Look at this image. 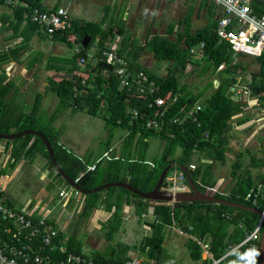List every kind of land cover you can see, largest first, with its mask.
<instances>
[{
    "label": "crops",
    "instance_id": "crops-1",
    "mask_svg": "<svg viewBox=\"0 0 264 264\" xmlns=\"http://www.w3.org/2000/svg\"><path fill=\"white\" fill-rule=\"evenodd\" d=\"M32 2L42 11L66 9L73 30L69 35L49 37L30 23L24 10L0 3V135L15 137L13 141L0 140V193L12 208L27 210L35 220L48 217L75 254L116 260L139 259L142 264H213L216 261L212 253L214 232L220 233V243L222 240L236 242L243 235L237 230V227L244 229L243 224H235L238 211L225 210L222 212L225 220H215L216 203L196 202L202 205L199 213H210L205 219L211 231L200 238L201 230L195 229L196 235L191 237L175 224L165 227L161 251L151 254L146 245L154 237L150 226L157 221L151 207L143 212L145 208L139 200L116 186L98 192L96 205L91 207L89 197L75 196L76 190L56 168L51 169L44 156L31 153L39 138L28 133H39L86 167L97 165V181L103 183L111 179L97 187L109 183L131 186L134 182L139 187L137 190L151 192L156 185L149 176L155 169L156 159L150 154V140L161 143L162 154L166 143L156 137L142 140L138 135L133 138L128 129L108 126L104 118L108 113L107 103L101 105L97 115H92L84 97L79 105L73 101V97H77L74 88L81 89L85 82L92 81L89 75L104 62L100 42L105 33V49L115 47L135 73L144 71L157 79H165L179 68L180 65L172 61L174 51L168 50L166 45L176 47L181 58L187 59L184 70L179 68L177 77L182 78V82L195 81L198 87L191 88L193 94L201 101L206 99L219 87L216 75L224 65L216 71L215 79L212 71L204 74L207 63L202 56L196 55L201 45L216 34L220 21L225 18L224 10L208 0ZM95 33L91 40L90 36ZM85 38L89 39L85 49L88 64L81 68L79 62ZM78 46L79 54L76 53ZM235 57L237 62L244 63V75L248 80L259 73L256 59L243 55ZM206 75L212 78V86L209 85L211 79L206 81ZM79 94H83L82 90ZM236 103L242 112L234 116L230 133L221 139L220 156L204 158L207 175L204 183L198 180L196 184L239 195L247 194L250 188L263 186L261 190H264V107L253 103L251 98L239 97ZM107 153L112 160L103 159ZM64 160L63 165L69 168ZM58 165L61 168V164ZM63 170L67 174L66 169ZM172 174L181 175L178 171L169 175ZM61 190L67 193L63 198L59 196ZM223 214H231L234 219ZM189 222L193 225L191 229L194 224L198 226L195 220ZM114 223L119 226L115 228ZM102 225L111 229L102 231ZM119 230L120 237L113 242L112 233ZM198 241L209 245V252ZM256 248V264H259V245ZM242 250L235 252L238 254L233 264L245 261Z\"/></svg>",
    "mask_w": 264,
    "mask_h": 264
},
{
    "label": "trees",
    "instance_id": "trees-1",
    "mask_svg": "<svg viewBox=\"0 0 264 264\" xmlns=\"http://www.w3.org/2000/svg\"><path fill=\"white\" fill-rule=\"evenodd\" d=\"M25 1L37 7L32 0ZM252 8L256 14H264V3L261 0H254L252 2ZM93 29L98 32L97 28ZM104 34L105 33H102L103 41L100 42L102 50H105L106 46L104 42V36L106 35ZM94 36H96V33L90 36L91 40H93ZM203 45L205 48L204 55L202 57L207 63V67L204 69V74H208L212 71V77L215 78L216 71L220 68V66L224 65V67L216 75V78L220 83L219 87H217V89L213 91L209 97H206V99L202 101L199 96L194 95L192 92L191 88L196 89L198 87L195 81L187 85L183 84L182 78L177 77V73H179L181 69L184 70L187 59L181 58L182 56L177 51L176 47L169 45H166L168 50L174 51L172 61H176L177 65L179 64L180 66H178L181 69L177 68L173 73L170 72L169 76L165 79L153 78L149 74L158 85L159 92L155 95H141L135 90H128L126 88L121 89V80L117 78L114 71H106L99 67L95 68L94 73L89 75L88 78H91L92 81L88 80V82H85V87L81 86V89H79L78 86H76L74 88L73 92L77 93V97H73V101H76L79 105L80 102H83L81 97H84L88 107L91 109L89 112L92 115H97V110H100L101 105L107 103L108 113L104 116V118L108 126L128 129L131 131L133 138L138 135L141 136L140 138L142 140L156 137L160 141L166 143V149L156 161L155 169L152 171V175L149 176L154 186L157 185L160 175H162L167 168L174 167L171 173L178 171L183 176H186L180 170L186 169L195 188L201 191L198 188L196 181L200 180L204 183L203 179L207 175L205 171L206 161L204 158L212 155L220 156L218 152L222 142L221 139L230 133L234 116L242 112L240 109L241 106L236 103L238 98H235V94L232 91L240 80L246 88L250 90L251 101L253 103L261 104L264 107V56L260 59H256V62L259 65V73L257 75H253L248 80V78L244 75L246 71L244 63L237 62L235 57L236 54L231 50L228 42L223 41L220 43L217 34H215L211 39L206 40ZM86 50L82 48V54L80 55L81 59H87L85 56ZM198 56L201 55L197 54L196 57ZM103 72H106V75ZM80 79H83V77H80ZM195 79L205 80V78ZM210 79L211 82H209V85L212 86V78H206V81H209ZM81 83H83V81H80V84ZM189 88L190 93H188ZM80 90L83 92L81 95L79 94ZM168 95H170L171 98L167 102L163 118L160 117V114L163 113V109L156 108L155 105H149L154 101L155 97L165 98ZM196 105L201 106V110L196 114V122H193L192 118L185 119L184 122L182 121L177 124L173 122L176 117L183 118V116ZM136 109H138L143 116L137 119H132L131 111ZM151 118L160 120V130L156 131V129H146V123ZM205 135H207V139H205ZM171 136H174L175 139H171ZM37 143L38 145L31 149V153L35 156H44L50 162L51 169L55 170V166L50 160L45 143L40 139L37 140ZM51 144L55 153L56 162L61 164V168L66 169V172L71 180H77L80 174L87 171V167L85 165L75 159H72L68 153L55 147L53 143ZM37 147H39V151L36 152ZM179 150L181 153H178ZM63 159H65L64 161L69 165V168L63 165ZM192 165L196 167L195 172H191L189 169V166ZM96 174L97 171L86 173L78 180L77 184L84 190H92L111 180L107 179L103 183L98 182L95 177ZM119 179L120 178H115L114 180ZM130 185L136 189L139 188L134 182H131ZM165 189L166 181H164L162 186V190ZM124 191L139 200L141 207L145 208L143 212H148V207H151V209H153V215L157 218V221L150 226L154 232V237L150 239L146 245V248L150 250L151 254L161 251L165 227L173 226L175 224L191 237H195V229L201 230L200 238H203L205 233L211 231L212 229L211 226L207 224L205 219V216L209 217L208 214L210 213L206 211V214L203 215L198 212V208L202 206L200 203H195L194 205L178 203L175 207H171L163 203L156 204L139 199L135 194H132L125 189ZM250 191L252 192L250 193ZM87 196L89 197V205L91 207H95L98 193ZM219 197L244 204L247 207L256 208L260 211L264 210V190H260L258 192V188H250L247 194L239 193V195H235L233 193ZM0 198L6 207L12 208L2 193H0ZM254 200H257L258 206L253 204ZM214 206H217V215L215 216V220H225V218L222 217V212L225 210L238 211L239 214L235 218V224L239 226L242 223L245 227L244 229L237 227V230H240L243 235L236 242L231 240L226 243L225 240H222V243H220V233L214 232L212 253L214 258L219 260L226 255V252H228L229 249L236 247L237 244H241L247 239V236L257 228L260 222V216L256 213L245 211L244 209H238L222 204H215ZM212 211L214 212L215 210L213 209ZM32 218L35 220L34 217ZM190 220L197 221L198 226L194 224V228L191 229L193 225L189 222ZM0 223L5 224L6 222H3L0 217ZM222 239L225 238L223 237ZM195 246L196 249L199 250V247H197V245ZM242 248V252H244L245 257V261H243L242 264H256V246L249 245L247 248L246 246ZM200 253L201 252L199 251L197 255ZM237 254L238 252L233 253L229 257L223 259L220 263L233 264L237 260ZM92 258H94L95 262L104 264H120L128 261V259L116 260L113 257L105 258L92 256Z\"/></svg>",
    "mask_w": 264,
    "mask_h": 264
},
{
    "label": "built area",
    "instance_id": "built-area-1",
    "mask_svg": "<svg viewBox=\"0 0 264 264\" xmlns=\"http://www.w3.org/2000/svg\"><path fill=\"white\" fill-rule=\"evenodd\" d=\"M212 4L224 10L225 18L220 21L216 31L217 37L221 42L225 41L230 44L231 50L236 55H243L254 59H260L264 56V14H256L252 8L251 0H208ZM0 3L12 6L25 11L31 24L38 27L43 33L49 37L55 34H70L73 30V23L69 14L64 8H56L49 11H41L37 7L31 5L24 0H0ZM80 46L76 47V53L79 54ZM204 45H201L200 54L204 55ZM103 61L113 68L117 78L121 80L122 89L135 90L141 95H155L158 90V85L155 80L147 72L135 73L128 62L115 47L102 50ZM194 52V51H193ZM194 54H196L194 52ZM88 62L86 59H81L79 66L86 68ZM221 66L220 69H222ZM235 98L244 97L250 98V90L240 80L236 87L232 89ZM171 98L168 95L165 98L155 97L154 101L149 106L155 105L156 108L163 109L160 117L164 116L166 105ZM234 98V99H235ZM201 110L200 105L194 106L187 112L183 118L176 117L174 123L184 122L185 119L192 118L193 122L197 121L196 114ZM143 114L136 109L131 111L132 119L142 117ZM164 118V117H163ZM182 118V119H181ZM146 129H161V122L156 118H151L146 123ZM207 139V135L204 136ZM171 139H175L171 136ZM111 150H109L110 152ZM103 159L112 160L109 153L105 154ZM101 161V160H100ZM97 165L87 167V171L82 173L75 182L89 172H95ZM192 172L196 171L195 166H191ZM166 181V193L174 198L177 195L190 193L186 176L172 174L168 175ZM198 188L205 195L219 197L228 193L223 192L218 188L205 187L198 183ZM263 186L258 188V192ZM80 193L74 192L77 196ZM67 193L63 190L59 192L61 198ZM174 200L171 204H175ZM255 206H258L257 200L253 201ZM172 206V205H171ZM264 212V210L262 211ZM229 219H234L231 214H223ZM0 217L5 224L0 223V264H104L94 261L92 256L78 255L71 252L67 242L63 240L60 231L53 226L48 217H40L36 220L32 218L27 210H18L15 208L6 207L0 198ZM8 222V223H7ZM264 229V217L260 218L257 228L247 236V241L244 244L233 247L226 252V255L214 262L220 264L226 257H229L244 246L259 245L261 241L262 231ZM200 242V241H198ZM197 242V243H198ZM200 246L207 252L210 246L199 243ZM139 259H129L120 264H142Z\"/></svg>",
    "mask_w": 264,
    "mask_h": 264
},
{
    "label": "water",
    "instance_id": "water-1",
    "mask_svg": "<svg viewBox=\"0 0 264 264\" xmlns=\"http://www.w3.org/2000/svg\"><path fill=\"white\" fill-rule=\"evenodd\" d=\"M251 1H253V0H251ZM88 44H89V39L85 38L82 41L83 48L86 49ZM100 68L107 70V71H113V68L105 62H102L100 64ZM28 134H31L32 136H36L37 138L43 140V142L45 143V145L47 147V151L49 153L50 160L52 161L55 168L62 174L63 179H65V181L69 184V186L71 188L75 189L76 191H78L82 195H91L94 193L101 192L102 190H104L108 187L116 186V187L124 188V189L128 190L129 192L139 196L141 199H144V200H147L150 202L171 203L174 200V202H176V204H178V203L195 204L196 202L210 203V204L216 203V204H222V205H226V206H230V207H234V208H238V209H244L245 211L256 213L257 215L260 216V218L264 217V212H262L256 208L247 207L244 204H240V203L231 201V200L226 199V198H222V197H218V196L214 197V196H209V195H205L203 193H200L195 188L192 181L190 180V175H188V171L186 169H180V170L182 171L183 174L186 175V179H187L188 185L190 187V193L177 195L174 198H172V196L167 194V193H162V186L164 184V181L167 178V176L170 174V172L173 170V167L167 168L162 173V175H160L157 185L155 186L154 190H152L151 192H147V193L141 192V191L129 186L126 183H109V184L97 187L95 189H92V190H84L77 183H75L73 180H71L69 178V176H67L65 171L59 167L58 163L55 160V153H54V150H53L51 144L39 133L32 132V133H28ZM14 139H15V137H12V136L0 135V140L13 141ZM258 261H259V264H264V229L262 231L261 241L259 243Z\"/></svg>",
    "mask_w": 264,
    "mask_h": 264
},
{
    "label": "rangeland",
    "instance_id": "rangeland-1",
    "mask_svg": "<svg viewBox=\"0 0 264 264\" xmlns=\"http://www.w3.org/2000/svg\"><path fill=\"white\" fill-rule=\"evenodd\" d=\"M208 75H206V78H208L207 77ZM184 82V81H183ZM185 84H187V85H189L190 83L188 82V81H185L184 82ZM117 130H119V131H122V129H117ZM150 154H151V157H153L154 158V160L156 159V161H157V159L160 157V155L162 154V151H161V143H159L158 141H156V139H151L150 140ZM178 153H181V151L179 150L178 151ZM99 182V181H98ZM117 190H122V189H117ZM114 225H115V228L117 227V226H119V225H117L116 223H114ZM111 228H109V227H107V226H105V225H102V231H105V230H110ZM120 233H121V230H119V231H116V232H113L112 233V238H111V240L113 241V242H116L117 241V239H119V237H120ZM68 245V244H67Z\"/></svg>",
    "mask_w": 264,
    "mask_h": 264
},
{
    "label": "clouds",
    "instance_id": "clouds-1",
    "mask_svg": "<svg viewBox=\"0 0 264 264\" xmlns=\"http://www.w3.org/2000/svg\"><path fill=\"white\" fill-rule=\"evenodd\" d=\"M75 182V181H74ZM76 183V182H75Z\"/></svg>",
    "mask_w": 264,
    "mask_h": 264
}]
</instances>
